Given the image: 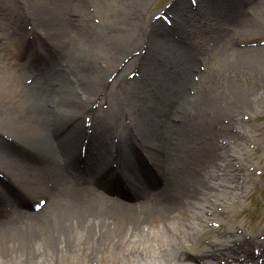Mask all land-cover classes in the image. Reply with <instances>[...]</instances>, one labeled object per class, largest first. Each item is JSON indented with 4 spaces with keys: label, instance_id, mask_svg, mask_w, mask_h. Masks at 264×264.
<instances>
[{
    "label": "bare ground",
    "instance_id": "obj_1",
    "mask_svg": "<svg viewBox=\"0 0 264 264\" xmlns=\"http://www.w3.org/2000/svg\"><path fill=\"white\" fill-rule=\"evenodd\" d=\"M16 1L0 0L3 15L10 17L8 6L19 9ZM151 1L112 0L99 27L84 16L72 17L74 0H34L19 9L15 50L28 39L33 49L53 54L59 69L36 76L31 87L26 64L16 61L12 67L0 46V170L10 174L9 183L2 180L1 192L8 195L2 193L0 200V264H264V228L240 239L243 234L219 212L221 200L228 208L238 202L246 167L211 140L214 120L250 104L253 93L241 82L249 77L264 85V42L235 44L243 36L263 40L264 19L222 20L219 11H231V0H209L203 6L212 13L206 25L216 26L210 28L219 45L211 54V70L214 66L219 72L195 94L189 86L193 58L179 56L189 54L192 46L168 40L190 16L185 12L181 20L157 22L139 59L152 67L137 94L146 106L169 95L164 106L175 95L181 100L176 108L180 120L171 116L159 125L137 109L123 119L111 110L123 88L116 83L142 53L130 50L143 37H130L129 30L135 14ZM29 9L27 22L44 33L27 28L22 14ZM193 34L192 29L183 38ZM40 39L42 44L34 47ZM103 103L111 109L99 114L96 109ZM89 112L97 123L94 140H88L83 123ZM112 132L119 137L116 142ZM84 140L92 144L86 154ZM85 176L92 178L82 181ZM102 188L119 193L122 202L103 197ZM35 195L39 210L24 213L11 202ZM238 231L246 233L241 226Z\"/></svg>",
    "mask_w": 264,
    "mask_h": 264
},
{
    "label": "rangeland",
    "instance_id": "obj_2",
    "mask_svg": "<svg viewBox=\"0 0 264 264\" xmlns=\"http://www.w3.org/2000/svg\"><path fill=\"white\" fill-rule=\"evenodd\" d=\"M17 1L22 7H24V5L27 3H34V0ZM17 1L16 4L19 5ZM111 1L112 0H74V8L72 9L71 15L73 18L84 16V18H86L90 25L95 27L102 26L105 23L107 14L109 13L108 5L109 3H111ZM208 1L209 0H152L151 3L144 8L143 11H140V15L135 14V19L133 20L135 22L132 23L133 27L131 26L129 30V33L132 34L130 37L133 36L134 38L137 33V36H139V38H143L138 39L139 42H137L134 47L130 48V50H133V52H135L136 50L137 52L142 53L140 54L137 62L133 65H129V67L124 72V77L120 79L118 83H116L123 86V88L121 89V95H119L117 99L116 109H111V105L103 103L96 109L98 110L99 114L101 111H107L111 109L112 111L116 110V113H118L119 115L124 117L123 119H125V117H128L133 109H137L142 111L143 117L149 118L150 121H154L157 124L161 123L163 119H167L171 116H173L174 121L179 122V113L176 112V108L181 105V100L177 99L175 95L172 96L168 100V102L164 104V106H162L163 99L166 100L169 95H166V97L162 99H160L161 96H159L160 98L157 97L156 99H154V101L148 103L147 106L141 105L142 102L144 103V97L139 96L137 92H139L140 87L145 88L143 87V83H145L144 81L146 78V69L151 68L152 65H149L150 63L146 65L139 59H142V57L145 56L144 52H146V50L144 51V49L148 40V36H151V34H153L156 30L157 22L158 24H165L167 23V20L170 21V19L172 20V18L181 20L180 17H182L183 13H188L190 17H187V19H185L184 27H182L181 30L178 31V33L173 32L171 35H169L168 40L170 42L177 43L178 41L182 45L188 44V46H192V50L189 51V54H179V56L184 61L188 57L193 58L191 60V63H194L195 69L191 71V82H194L192 84H189V86H191V92L193 94L197 93V91H199L209 82L210 77L216 75L219 72L218 70H215L214 66L213 71L211 70V54L214 55L216 53L215 50H217L219 45H217V39L213 38L210 35V28H215L216 26L211 27L209 25H206L209 22V17L212 13L207 10L206 12L202 10L203 6H208ZM257 2L259 3L257 4ZM62 4L58 6V9L63 10ZM21 6L19 7V9L21 8ZM228 6H230L231 11H228V9H221L219 11V15L222 20H228L231 17L240 18L242 21H249L251 19H258L259 21H262L264 19V0H231ZM8 7L10 8V10H8V12H10V17H6L5 15H3L4 11L0 8V46H4V48L2 49V58L4 61L8 62V64H11L12 67L14 66L13 63L16 61L24 62L26 64L24 68L28 70V73L26 72L28 77L27 84H30L31 87H35V81H33L34 78L36 76L42 78L41 75L43 74L45 77L47 73H49L50 75V71L51 69H53V67L56 66L58 68L57 59L53 56V54H50L49 51H44L36 47V45L40 46V42L42 41V39H40V41L36 40L33 43V46L36 47V49H33L30 41L28 39H25L21 42H18L20 46L15 50L14 28L17 26L15 17L19 16L21 10L13 6V8L11 6ZM164 12L167 13L165 14ZM31 13L32 12L29 9L26 13L22 14L27 28L30 31L34 30V32L36 33L43 32L45 29H43L42 31V27H35L33 29L32 23L27 22V19L29 17L32 18ZM38 29H40L41 31H39ZM192 29L195 30L196 36H194L193 34L191 39L183 38L185 35L189 34ZM164 35L165 33L163 34V36ZM42 36L51 39L46 34H42ZM261 37H264V35H261ZM47 38L45 39L47 40ZM143 39H145V41H143L145 43H142ZM263 42L264 39L259 40V37L258 39H253V37L251 36H243L242 38L239 37V39H235V44L237 43V45L239 46H255ZM47 43L49 44V42H46V46ZM112 44L116 47L115 44L119 45L120 43ZM117 48L118 47H116V49ZM139 53L136 55H139ZM123 60L122 62H124ZM17 72L19 71L17 70ZM167 80L165 81V83L167 84L166 86L169 87V83ZM241 84L247 89L251 90L253 93L250 104L244 109L236 110L229 116L224 114L226 117L225 119L223 117H219L211 124L212 128H214L213 131H215L211 140L215 142V144H218L220 147L226 146L227 148L225 150L226 153L228 152V157L235 158L237 162L242 163L247 170L246 179L242 180V182L240 183L242 186L240 190L241 194H237L238 197H236L238 199V202L234 201L235 205H230L228 208V204H225L221 200V205L219 207V212L222 218L227 221L228 226L235 230L237 234H243L242 236L238 235L240 239L244 238L247 235L250 236L254 233H260V231H262V229L264 228V85L260 82L259 79H256L253 82V80H251L249 77L243 80ZM140 93L142 95L141 91ZM162 110H165L163 112H168L170 110V112H168L170 114L163 115L162 113H160V111L162 112ZM234 116H236L235 119H233ZM84 118L85 121L83 118L82 119L84 121V127L86 128L85 133L86 135H88V140H94L95 128H97L95 117L89 112V115H84ZM220 118L223 119L220 120ZM237 119L239 120L238 123ZM71 121L76 122L72 119L69 122ZM67 122L68 121L66 120L65 124H67ZM69 124L70 127L74 125L72 123ZM233 124H236L237 127L235 128ZM70 127L67 125V128ZM136 135L139 134L137 133ZM111 136L112 139H114V142H116L119 138L116 132H112ZM80 139L83 140L84 136L82 135ZM91 146L92 144L88 143V148H90ZM92 150L94 155H97L98 151L96 152L94 148H92ZM116 151L117 150L114 149L112 156L117 158L118 153ZM3 172H1L0 170V200H2L1 196L3 194L8 195V191L5 189L4 190L6 192H1L3 191L2 180H5L7 183L10 182L8 179L10 174L8 175V173H5V171ZM91 178V176H85L82 177L81 180L83 181ZM211 185L212 184H210V186ZM156 191L157 189H154V195L156 194ZM212 191L213 194L218 192L223 193V191H220L219 189H212ZM99 193L103 197L111 198V200L113 201L122 202V199L120 198V196H118L119 193L113 192V195H111L105 189L99 191ZM18 199L19 198L17 197H13L11 198V202L15 205H18L24 213H26L28 209H34L35 207L36 208L34 210H39V207L41 206L38 195H35L31 199H29L30 202L26 199L28 203L20 201V199ZM131 201L132 200H130V203ZM11 206L12 212L13 205ZM0 209L3 208L0 207ZM240 226L244 227L246 233H241L238 231ZM262 236L264 238V234H262Z\"/></svg>",
    "mask_w": 264,
    "mask_h": 264
}]
</instances>
